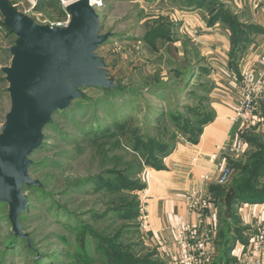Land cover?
Listing matches in <instances>:
<instances>
[{
  "label": "rangeland",
  "instance_id": "374dc122",
  "mask_svg": "<svg viewBox=\"0 0 264 264\" xmlns=\"http://www.w3.org/2000/svg\"><path fill=\"white\" fill-rule=\"evenodd\" d=\"M11 1L40 24L54 23L51 26H58L56 23L59 24L66 17V14L62 18L56 17L55 10L49 11L51 16L46 14L43 7L38 5V0ZM217 1L99 0L100 5H96L95 9L101 19V33H109V38L97 48V52L104 57L107 76L115 79V85L132 87L135 91L127 88L126 93L121 92L115 97L94 87L83 88L80 102L85 103L86 109L83 106L84 118L79 117L81 125L59 119L55 114L52 116L56 119L54 125L45 127L41 147L30 155L34 163L30 175L39 181L40 186H37L38 190L23 189L28 200L26 213L19 215L24 236L14 234L8 218V206L0 204V264L180 263L176 231L175 248L172 246L173 240L157 236L153 231L151 214L145 206L148 193L145 171L157 168L147 165L137 172L140 157L145 155L133 150L131 134L135 136V129L144 128L147 113L154 119L160 111L168 113L177 106L180 110H185L187 105L196 106L199 97L192 93V84L207 79L214 81L216 87L211 94L224 97L229 94L236 97L238 103L243 70H253L250 64L258 61L261 67L253 71L256 74L264 71V65L260 62L264 57V0ZM58 4L63 6L60 2ZM221 10L237 14L242 23L261 30L248 35L250 41L242 55L244 63L240 60L244 68L239 75L232 72L234 69L229 65L232 48L229 26L222 20L211 23L212 16ZM5 32L1 31L0 68L10 63L11 55L8 57L3 50L15 40L13 34ZM248 56H251V61L247 59ZM186 66L188 71L182 74ZM203 67L209 69L207 76L201 70ZM174 68L178 70L173 71ZM159 70L168 89L158 93L146 89L145 82L149 74ZM189 71L194 73L190 74ZM3 77L4 74L0 72V129L10 108L8 83ZM110 102L115 105L112 114L116 117L106 113L105 108L110 109L107 105ZM262 103L264 101L259 108L261 118H256L251 124L243 123L234 116V121L239 123L241 149L249 143L248 152L255 151L259 143H264ZM116 105L121 109L118 110ZM95 119L103 123L102 129L109 126L114 131L111 136L103 133L97 136L99 132L94 130L95 126H90ZM147 121L156 124L151 119ZM122 122L125 124L123 128L114 125ZM154 131L153 128L148 130V136ZM247 137L251 141H247ZM238 140L230 146L231 154H242V151L236 153L233 150ZM244 158L246 160L247 156ZM130 167L135 168V172L129 175ZM124 176L138 183L126 182L121 184V190L116 189V181ZM229 181L224 185L220 183L227 188L226 192L232 179ZM69 184L73 185L64 193L65 186ZM193 190L200 189L194 188L188 192ZM206 196L210 200L215 198L213 193ZM124 202L129 203V207ZM254 204L241 202L236 205V210L238 205ZM211 208H216V205L211 203L206 217L212 216L210 225L219 231L224 226L222 212L225 207L221 206L219 225L213 213L209 214ZM186 211L190 214L187 198ZM257 213V216H261ZM263 217L258 219L251 215L250 220L255 222L253 231L245 232L240 227V233L256 235L258 226L264 224ZM239 219L240 216L235 214L231 220L238 222ZM195 222L194 219L179 224ZM11 233L18 236L12 242L7 241ZM217 235L214 242L218 241Z\"/></svg>",
  "mask_w": 264,
  "mask_h": 264
},
{
  "label": "water",
  "instance_id": "95a60500",
  "mask_svg": "<svg viewBox=\"0 0 264 264\" xmlns=\"http://www.w3.org/2000/svg\"><path fill=\"white\" fill-rule=\"evenodd\" d=\"M65 26L40 24L11 0H0L3 25L15 36L7 47L10 63L0 72L7 81L10 108L0 129V202L8 206L15 235L24 236L19 215L27 209L23 186H40L30 175V155L41 145L43 130L58 110H65L85 87L108 88L104 57L97 48L109 38L101 33V19L90 0L65 6ZM235 197L230 187L224 196L226 217Z\"/></svg>",
  "mask_w": 264,
  "mask_h": 264
},
{
  "label": "trees",
  "instance_id": "16d2710c",
  "mask_svg": "<svg viewBox=\"0 0 264 264\" xmlns=\"http://www.w3.org/2000/svg\"><path fill=\"white\" fill-rule=\"evenodd\" d=\"M213 1H217V0H213ZM58 3L59 2L55 0H38V5L43 7L42 10L46 14L51 16V12L49 11L55 10L54 14H56V17L62 18L65 15V10ZM50 8L51 10H49ZM238 18L239 16L237 14H230L229 12L221 10L220 13H217L216 15L214 14L211 19V23L222 20L229 26L230 29L229 41L230 44L232 45L229 65L232 69H234L232 72H234L237 75L240 74L239 65L242 55L244 53V49H246L247 44L250 41L248 35L251 34L252 31H253L252 33L261 32V30H259L258 28L257 30H255L256 29L255 26L253 27L251 24L242 23L240 18L239 20ZM0 29L2 33L4 30L6 31L5 32L6 34L11 35L9 30L1 22H0ZM1 31H0V37H3ZM3 53L7 54L8 57H10V53L7 51L6 48H4ZM176 70L178 69L176 68L173 69V71ZM201 70L206 74V72H208L209 69L203 67V69ZM187 71L188 68L186 66L182 71V74ZM159 73L160 70L155 73L149 74L150 76L148 75L147 77L148 81L145 82L147 84L146 89H150V90L152 89V91L158 93L160 91L168 89V87L166 86V82H163ZM189 73L192 74L194 72L189 71ZM192 86L194 87L192 89V93L196 94L199 97L197 100L198 104L196 106L192 107L190 105H187L185 106L186 107L185 110H180L177 106L175 107L174 110H169L168 113L167 111H160L157 113V116L154 119L151 118L150 113H147L145 114L146 115L145 122L143 124L144 128L138 127L137 129H135L137 130V134H135V136L133 133L131 134L132 137L131 142H134L132 144L133 150H135L141 155H145L140 157L141 159L139 162V171L137 170V172L142 171L144 166L147 165H150L157 169L164 168V162H163L164 158L174 151L178 142L197 143L202 133L203 127L206 124L213 121L215 115H214V110L210 106V95L212 93V90L216 87V84L214 83V81L207 79L198 84H192ZM127 88H129V90L131 91H135V89L132 87H127ZM127 88L118 86L116 84L114 87L97 88V89L102 90L107 95L115 96L117 94H120L121 92L126 93V91L128 90ZM262 104L264 105V103ZM107 105H109L110 109L106 106L105 108L107 111L106 113L112 114L115 109V105L114 104L112 105L111 102ZM83 106L84 107L86 106L85 103H83V101L80 102V97H78L71 102V104L67 109L58 110L54 114L59 119H64V121H74L76 123H79V125H81L80 124L81 118L79 117L85 115L82 109ZM116 106L118 110L121 109V106L119 105ZM101 109L103 110V113H105L103 107H101ZM111 116H115V115L112 114ZM149 119L154 121L156 124H152L151 122H148L147 120ZM55 120L56 119H53V121L49 123L46 126V128L48 126H53ZM102 124L99 123L98 119H95V123L91 124L90 126L91 127L95 126L94 130L96 132H99L97 136L102 135L100 133L111 136L112 132L114 131L110 130L109 126L102 129ZM114 125L115 126L118 125L119 128H123L125 126L124 122H122L121 124L114 123ZM151 125L153 126L150 128H146V126H151ZM161 125L164 126L161 127ZM156 127L159 129V131L157 130ZM56 128L59 130L57 126ZM152 128L153 130L155 129L154 131L155 133H153L151 136H148L147 132ZM66 133L68 134V132ZM65 137L68 138L70 136H65ZM247 141H251V139L247 137ZM232 163L236 168V173L229 187L234 188L235 197L233 200L230 217H226L223 214L224 226L221 228V230L218 231L217 233L218 241H215L217 246V256L216 257L213 256V261L211 262V264H231L233 259L230 258V252L236 240H241L244 241L245 243L248 241L247 235L245 233L242 234V232L240 233L239 231L240 228L236 227L238 222L231 220L232 217L235 216L234 211L236 209V205L241 202H247V203L264 202V143L263 142L259 143L255 151L249 152L246 160L243 163L233 162V161ZM33 166L34 163L31 164L30 170L33 168ZM128 169H129L128 171L129 175L135 172L134 170L135 168L133 167H130ZM128 176H124L123 178L119 177L115 183V188L121 190L122 189L121 184L123 183L126 184V182H129L130 184L138 183L136 182V180L134 181L129 180ZM70 185L73 184H69L68 186H65L64 193H66V191L70 189L69 188L71 187ZM141 186L139 185V187ZM24 188L38 190L37 186L24 185L23 189ZM226 189L227 188L225 187L221 188L220 186L211 187V192H213L215 197L217 198L219 197L220 199H222L223 205H224L223 199L226 193ZM0 204H6V203L0 202ZM124 205H127L129 207L130 204L124 202ZM26 211L27 209L24 212H22L20 215L26 213ZM127 213H131V212H127ZM17 237L18 236H15L11 233L7 237V241L12 242L16 240Z\"/></svg>",
  "mask_w": 264,
  "mask_h": 264
},
{
  "label": "crops",
  "instance_id": "0c3cea01",
  "mask_svg": "<svg viewBox=\"0 0 264 264\" xmlns=\"http://www.w3.org/2000/svg\"><path fill=\"white\" fill-rule=\"evenodd\" d=\"M250 58L251 56L247 57L249 60ZM241 62L242 64L244 63L243 57ZM242 64H240V71L244 68ZM250 65L254 67L253 70H259L261 67L258 61ZM226 89L228 90V88ZM223 91L226 92L225 90ZM231 93L233 94V92ZM236 103V97L229 96V94L228 97L217 93L211 94L210 106L214 110L215 116L213 121L203 127L197 143L178 142L174 151L164 158V168L145 171L148 189L145 200L147 204L145 206L151 214L153 231L157 236H161L169 241L173 240V248H175V227L177 224L195 219L193 215L188 214L186 211L188 190L196 188L208 195L209 193H213L211 192V187L213 186L224 188L218 181L221 168L225 165L229 166L231 168V176L228 181L233 179L236 168L232 161L243 163L245 161L244 157L249 153V143L243 145L241 155L234 152L231 154L230 152V146L234 145L235 141L239 139L238 132L240 131L238 121H234ZM258 117L260 116L258 115ZM247 130H245V133ZM218 146L221 148L217 149ZM214 153L216 154L213 157ZM244 153L246 154L244 155ZM201 175H206L207 180L204 181ZM214 199L216 208H211L209 214L213 213L212 215L216 218L217 225H219L223 201L219 197H215ZM257 212L261 216H257ZM234 213L240 216L236 227L243 228L245 232H248L250 229L253 231L255 222L253 223L250 217L253 215L258 217V219H262L264 216V202L256 203L254 206L238 205ZM211 217V215H208L206 221L210 222ZM217 233L218 231L216 235ZM250 234L246 233L248 238L246 243L236 240L230 252V258L233 259L231 264H240L243 254L249 251L251 247V242L248 243ZM211 251L213 252L212 255L216 257L217 246L214 241L211 245ZM261 256L264 261V251Z\"/></svg>",
  "mask_w": 264,
  "mask_h": 264
},
{
  "label": "built area",
  "instance_id": "2783aa9c",
  "mask_svg": "<svg viewBox=\"0 0 264 264\" xmlns=\"http://www.w3.org/2000/svg\"><path fill=\"white\" fill-rule=\"evenodd\" d=\"M59 1L65 10V6L74 0H56ZM95 8L100 5L99 0L92 3ZM66 17L58 26H65L70 20V14L65 11ZM54 25V23H50ZM260 62L264 65V57ZM241 92L240 98L236 106V119L243 123H249L258 118L260 112V103L264 101V71L255 73L252 69L243 70L241 73ZM242 141L238 140L233 147L236 153L242 151ZM215 156V155H214ZM231 174V168L223 167L219 175L218 181L226 183ZM201 178L206 181L207 176L202 175ZM215 199L207 198L206 194L201 190H193L187 192V209L188 212L195 217V223L178 224L175 227L177 244L179 246V264H211L213 255L211 245L216 236V228L213 229L210 222L207 223L206 212L210 208L211 203L214 204ZM258 233L250 236L249 242L251 247L247 253L241 257L240 264H264L261 256L264 250V224L259 225Z\"/></svg>",
  "mask_w": 264,
  "mask_h": 264
},
{
  "label": "bare ground",
  "instance_id": "6f19581e",
  "mask_svg": "<svg viewBox=\"0 0 264 264\" xmlns=\"http://www.w3.org/2000/svg\"><path fill=\"white\" fill-rule=\"evenodd\" d=\"M91 1V3H94L95 2V0H90Z\"/></svg>",
  "mask_w": 264,
  "mask_h": 264
}]
</instances>
